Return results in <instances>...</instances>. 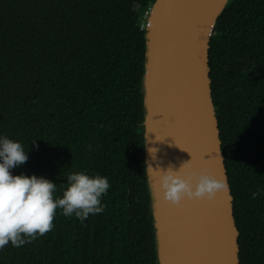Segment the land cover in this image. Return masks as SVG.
I'll use <instances>...</instances> for the list:
<instances>
[{
    "label": "trees",
    "instance_id": "1",
    "mask_svg": "<svg viewBox=\"0 0 264 264\" xmlns=\"http://www.w3.org/2000/svg\"><path fill=\"white\" fill-rule=\"evenodd\" d=\"M153 1L0 0V135L28 156L11 173L51 180L57 197L73 172L111 184L102 213L57 209L0 264H158L142 124L140 12ZM209 44L240 264H264V0H232Z\"/></svg>",
    "mask_w": 264,
    "mask_h": 264
},
{
    "label": "water",
    "instance_id": "2",
    "mask_svg": "<svg viewBox=\"0 0 264 264\" xmlns=\"http://www.w3.org/2000/svg\"><path fill=\"white\" fill-rule=\"evenodd\" d=\"M231 1L154 0L140 12L145 21V168L171 164L178 169L190 160L194 168L207 169L229 186L212 200L185 199L177 207L161 198L155 173L146 168L158 264H240V233L209 74L210 37ZM150 147L158 150L156 160Z\"/></svg>",
    "mask_w": 264,
    "mask_h": 264
},
{
    "label": "clouds",
    "instance_id": "3",
    "mask_svg": "<svg viewBox=\"0 0 264 264\" xmlns=\"http://www.w3.org/2000/svg\"><path fill=\"white\" fill-rule=\"evenodd\" d=\"M157 151L148 148L152 160L157 159ZM27 159L20 142L0 135V250L9 244L23 246L51 231L57 209L66 217L75 216L84 221L89 215L102 213L105 208L101 199L111 187L107 177L84 171L70 173L62 195L57 197L56 183L51 180L11 173V169L24 164ZM189 161L178 169L171 164L166 169L157 167L155 170L151 164L146 165L155 173L157 191L163 200L182 207L185 199L212 200L218 192L228 189L224 178L207 169L194 168ZM261 194L258 190L252 196L256 198Z\"/></svg>",
    "mask_w": 264,
    "mask_h": 264
},
{
    "label": "built area",
    "instance_id": "4",
    "mask_svg": "<svg viewBox=\"0 0 264 264\" xmlns=\"http://www.w3.org/2000/svg\"><path fill=\"white\" fill-rule=\"evenodd\" d=\"M147 11V10H146ZM145 14H147V12L145 13ZM144 22L145 21H143V23H141V28L143 29V27H144Z\"/></svg>",
    "mask_w": 264,
    "mask_h": 264
}]
</instances>
